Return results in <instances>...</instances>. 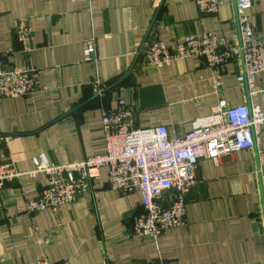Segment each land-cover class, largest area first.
<instances>
[{
	"label": "crops",
	"instance_id": "obj_1",
	"mask_svg": "<svg viewBox=\"0 0 264 264\" xmlns=\"http://www.w3.org/2000/svg\"><path fill=\"white\" fill-rule=\"evenodd\" d=\"M217 13L199 12L193 0H0V57L8 68L33 66V93L0 102V160L20 177L0 190V264H264V200L256 156L240 151L217 163L200 160L196 183L186 197L187 225L164 231L157 242L131 234L141 210L138 193L111 190L107 170L91 191L56 213L29 215L26 202L47 183L31 176L34 160L50 164L102 156V112L118 99L135 112L138 128L166 127L182 137L191 122L226 107L264 108V75L252 90L237 82L243 72L226 64L215 92L202 59L149 66L144 48L162 42L173 49L203 32L239 41L236 0H220ZM249 21L264 46V0H251ZM21 20L30 42L15 38ZM94 41V63L84 46ZM102 96L94 95V84ZM264 151V126L259 134Z\"/></svg>",
	"mask_w": 264,
	"mask_h": 264
},
{
	"label": "built area",
	"instance_id": "obj_2",
	"mask_svg": "<svg viewBox=\"0 0 264 264\" xmlns=\"http://www.w3.org/2000/svg\"><path fill=\"white\" fill-rule=\"evenodd\" d=\"M74 3L76 0H67ZM199 12L217 13L220 0H193ZM251 0H236L239 41L228 42L212 32L184 38L173 49L162 42H151L144 48L147 64L160 68L173 61L199 58L205 63L214 80L215 92L221 88L217 79L222 68L235 62L243 72L237 82L249 90L259 75H264V46L255 36L249 21ZM32 30L21 20L14 36L26 46ZM84 63H94L95 44L88 41L83 50ZM36 70L33 66L8 68L0 57V102L8 98H27L32 95ZM94 95L102 96L97 83ZM264 95V90L258 91ZM102 134L105 153L88 157L81 162L50 164L44 158L34 160L31 176L43 174L47 183L40 195L26 202L29 215L41 212L56 213L64 205L91 191V182L107 170L111 190L123 195L138 193L141 210L132 216L133 236L157 242L168 229L187 225L186 197L196 183L200 160L208 158L217 163L240 151H252L256 156V174L261 198L264 200V151L259 134L264 126V108L256 106L226 107L220 100L214 112L191 122V129L182 137H170L166 127L138 128L135 112L124 100L118 99L115 108L102 112ZM13 165L0 160V190L20 177ZM2 204L0 202V210ZM28 264H54L40 258Z\"/></svg>",
	"mask_w": 264,
	"mask_h": 264
}]
</instances>
